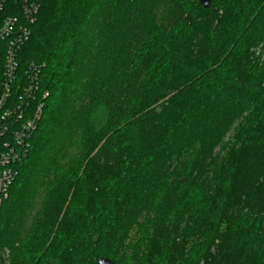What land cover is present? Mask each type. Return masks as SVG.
Wrapping results in <instances>:
<instances>
[{
    "label": "trees",
    "instance_id": "16d2710c",
    "mask_svg": "<svg viewBox=\"0 0 264 264\" xmlns=\"http://www.w3.org/2000/svg\"><path fill=\"white\" fill-rule=\"evenodd\" d=\"M31 64L0 264H264V0H44Z\"/></svg>",
    "mask_w": 264,
    "mask_h": 264
},
{
    "label": "built area",
    "instance_id": "2783aa9c",
    "mask_svg": "<svg viewBox=\"0 0 264 264\" xmlns=\"http://www.w3.org/2000/svg\"><path fill=\"white\" fill-rule=\"evenodd\" d=\"M44 0H0V208L9 199L17 166L27 158L49 93L42 70H22L20 54L32 37Z\"/></svg>",
    "mask_w": 264,
    "mask_h": 264
},
{
    "label": "water",
    "instance_id": "95a60500",
    "mask_svg": "<svg viewBox=\"0 0 264 264\" xmlns=\"http://www.w3.org/2000/svg\"><path fill=\"white\" fill-rule=\"evenodd\" d=\"M198 2L200 6L203 7L204 9H210L212 0H198ZM98 264H114V263L109 259L102 258L98 261Z\"/></svg>",
    "mask_w": 264,
    "mask_h": 264
},
{
    "label": "rangeland",
    "instance_id": "374dc122",
    "mask_svg": "<svg viewBox=\"0 0 264 264\" xmlns=\"http://www.w3.org/2000/svg\"><path fill=\"white\" fill-rule=\"evenodd\" d=\"M8 258V256H6Z\"/></svg>",
    "mask_w": 264,
    "mask_h": 264
}]
</instances>
